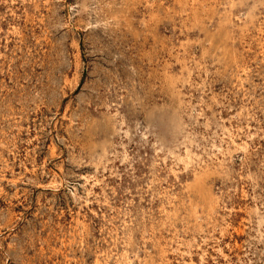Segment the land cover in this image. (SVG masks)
Segmentation results:
<instances>
[{
    "label": "rangeland",
    "instance_id": "obj_1",
    "mask_svg": "<svg viewBox=\"0 0 264 264\" xmlns=\"http://www.w3.org/2000/svg\"><path fill=\"white\" fill-rule=\"evenodd\" d=\"M0 264H264V0H0Z\"/></svg>",
    "mask_w": 264,
    "mask_h": 264
},
{
    "label": "bare ground",
    "instance_id": "obj_2",
    "mask_svg": "<svg viewBox=\"0 0 264 264\" xmlns=\"http://www.w3.org/2000/svg\"><path fill=\"white\" fill-rule=\"evenodd\" d=\"M174 121V120H173ZM171 122V121H170ZM204 214V213H203Z\"/></svg>",
    "mask_w": 264,
    "mask_h": 264
}]
</instances>
